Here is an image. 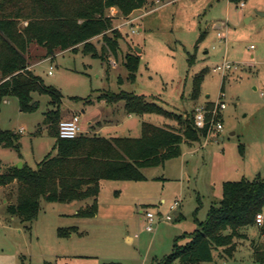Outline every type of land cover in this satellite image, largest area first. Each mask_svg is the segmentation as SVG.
Listing matches in <instances>:
<instances>
[{
  "label": "rangeland",
  "instance_id": "1",
  "mask_svg": "<svg viewBox=\"0 0 264 264\" xmlns=\"http://www.w3.org/2000/svg\"><path fill=\"white\" fill-rule=\"evenodd\" d=\"M243 1L244 7L230 0H154L129 16L112 7L109 14L115 16L114 26L122 38L118 56L107 54V61L83 52L82 46L52 57L44 47L31 44L29 68L44 85L61 92L62 118L76 113L83 128L88 119L104 123L122 118L125 101L103 103L99 97L105 92L132 93L156 101L171 110L172 117L153 114L156 119L152 121L162 120L161 126L178 129L179 117L185 121L198 104L215 103L223 87L224 129L214 132L206 146L201 140L192 147L184 142L182 155L144 168L143 180L102 181L98 213L92 217L78 215L90 200L42 199L37 218L23 222L8 211L17 200V183L0 186V264H163L176 237L193 232L197 220L205 221L211 206L221 201L224 182L264 175V0ZM222 22L227 23L226 42L218 36ZM102 40L98 36L92 41L100 49ZM137 47L141 61L132 81L123 62ZM225 60L233 67L222 71L219 67ZM199 75L203 76L200 94L193 99ZM33 96L39 106L32 112L22 111L16 97L2 103L1 127L15 132L20 147L0 143V172L20 162L36 167L54 147L55 138L46 122V112L53 108L51 96ZM138 118L106 127L102 133L138 138L142 134ZM176 199L182 200L181 206L167 220ZM148 211L155 215L152 232L146 230ZM72 227L76 229L70 235L59 234L60 229ZM263 229L257 224L243 228L247 237L236 240L232 255L222 247L214 249L213 260L201 264H261L254 248L264 249ZM128 235L134 237L132 243Z\"/></svg>",
  "mask_w": 264,
  "mask_h": 264
},
{
  "label": "trees",
  "instance_id": "2",
  "mask_svg": "<svg viewBox=\"0 0 264 264\" xmlns=\"http://www.w3.org/2000/svg\"><path fill=\"white\" fill-rule=\"evenodd\" d=\"M153 1L0 0V113L3 101L9 97L18 99L22 111L32 112L39 106L34 93L49 94L53 108L46 112V122L49 133L55 138L52 151L36 167L14 165L6 172H0V186L17 183L16 203L8 206L11 215L32 223L44 199L61 203L90 200L78 210V215L95 216L99 209L102 181L143 180L146 178L142 171L144 168L163 165L166 160L182 154L184 142L192 145L204 138V131L195 127L194 115L185 121L179 117L181 127L178 129L143 122L142 134L138 138H108L84 133L74 138H62L59 123L63 119V96L58 90L44 85L41 77L29 68L27 53L34 42L44 47L47 56L52 57L58 51H78L79 46L94 58L107 61V54L117 57L122 35L114 26L115 16L109 14L110 9L116 7L121 15L129 16L135 10L153 4ZM24 21L25 25L22 24ZM98 36H103L100 49L92 41ZM140 61L141 55L137 50L124 57L123 65L132 81L137 77ZM193 61L191 56L190 62ZM202 78V75L195 78L193 99L200 94ZM99 99L109 103L124 100L129 114L154 113L172 117L171 110L142 95L105 92ZM0 143L20 147L15 132L3 129L1 124ZM263 209L264 175L258 174L253 180L243 178L224 182L221 201L211 206L205 221L197 220V228L193 232L176 237L173 251L164 257L162 263L173 264L179 260L180 264H201L212 261L214 249L221 247L232 255L237 247L236 240L247 237L242 229L256 224V216ZM75 229H60L59 234L68 236ZM254 257L263 264L264 249L255 246Z\"/></svg>",
  "mask_w": 264,
  "mask_h": 264
},
{
  "label": "built area",
  "instance_id": "3",
  "mask_svg": "<svg viewBox=\"0 0 264 264\" xmlns=\"http://www.w3.org/2000/svg\"><path fill=\"white\" fill-rule=\"evenodd\" d=\"M241 7L245 5L244 2H241ZM224 28L220 29L218 32V36L221 38L226 39L224 35V29L227 28V25L224 23H221ZM223 30V31H222ZM253 47V46H252ZM233 65L231 62L226 61L223 63L219 69L222 71H225L226 69L232 68ZM235 69H237V66H234ZM49 73H52V66L49 71ZM222 97H224V92H220L219 99L213 104L212 107H209L207 105H198L195 108L194 111V123L195 127L198 130L204 131L205 141H208L211 137V135L214 132H222L224 129V124L221 119V113L222 111L227 107V104L222 100ZM82 133V129L80 126V116L75 114L71 118L68 119H62L59 123V134L62 138H74L77 137ZM182 200L176 199L171 205H170V212L166 215L167 220L173 219L171 215V211H176L180 205ZM256 224L258 226L264 225V209L256 216ZM155 225V215L151 211H148L146 213V230L147 231H154Z\"/></svg>",
  "mask_w": 264,
  "mask_h": 264
},
{
  "label": "crops",
  "instance_id": "4",
  "mask_svg": "<svg viewBox=\"0 0 264 264\" xmlns=\"http://www.w3.org/2000/svg\"><path fill=\"white\" fill-rule=\"evenodd\" d=\"M245 6V5H244ZM243 6V7H244ZM136 11V10H135ZM133 13V12H132ZM222 23H224V24H226L227 25V23L226 22H222ZM224 35H225V37H226V40H225V42L227 41V35H228V29L226 28V32H224ZM207 53H208V51H207ZM30 69L32 70V68L30 67ZM224 90V89H223ZM101 102H103V103H108L105 99H101ZM209 104H214V103H206V104H204V105H209ZM198 105H200V104H198ZM76 114V113H75ZM74 114V115H75ZM154 113H148V114H144V115H139V114H129L127 111H126V109H124V112H123V114H122V118H120V119H118L117 120V122H115V121H113V122H111V121H104V123H101V122H94L92 119H88L87 120V128H83V126H81V129L83 130L82 131V133H84V134H88V135H100V136H105V135H103V131L106 129V127H113V126H117V127H119V126H121V124H123L126 120H128V119H135V117H136V115H138V120H136V121H138V123L141 125V130H142V123L143 122H150V123H153V124H156V125H160L161 123H162V120L161 121H159L158 123L157 122H153L152 120H154V119H156L154 116H152ZM78 115V114H77ZM162 119H164V118H162ZM105 137H108V138H111V137H118V136H113V135H110V136H105ZM210 139H212V136L210 137ZM209 139V141L208 142H210L211 140ZM204 140V141H203ZM201 142H202V145L203 146H206L207 144H208V142L207 143H205V139L203 138L202 140H201ZM195 143H193L192 145H189V146H193ZM182 154H183V151H182ZM181 154V155H182ZM161 201L162 202H166V198H161ZM181 206V205H180ZM264 226V225H263ZM127 239H128V242H130V243H132L133 241H134V237L133 236H131V235H128V237H127Z\"/></svg>",
  "mask_w": 264,
  "mask_h": 264
},
{
  "label": "water",
  "instance_id": "5",
  "mask_svg": "<svg viewBox=\"0 0 264 264\" xmlns=\"http://www.w3.org/2000/svg\"><path fill=\"white\" fill-rule=\"evenodd\" d=\"M136 50H137V51H139V52L141 51V49H140V48H138V47L136 48ZM162 151H163V150H162ZM22 165H23V163H22V162H20V163H18L16 166H18V167H22Z\"/></svg>",
  "mask_w": 264,
  "mask_h": 264
}]
</instances>
